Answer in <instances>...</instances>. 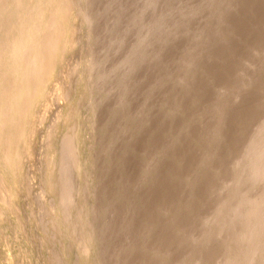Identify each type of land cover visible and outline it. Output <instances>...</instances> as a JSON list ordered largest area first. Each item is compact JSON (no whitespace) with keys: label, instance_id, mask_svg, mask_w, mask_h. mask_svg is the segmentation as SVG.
<instances>
[{"label":"bare ground","instance_id":"obj_1","mask_svg":"<svg viewBox=\"0 0 264 264\" xmlns=\"http://www.w3.org/2000/svg\"><path fill=\"white\" fill-rule=\"evenodd\" d=\"M0 204L44 264H264V0H0Z\"/></svg>","mask_w":264,"mask_h":264},{"label":"rangeland","instance_id":"obj_2","mask_svg":"<svg viewBox=\"0 0 264 264\" xmlns=\"http://www.w3.org/2000/svg\"><path fill=\"white\" fill-rule=\"evenodd\" d=\"M62 102V104H61ZM59 103V102H58ZM68 102L63 100H60V106L59 109L63 106H67ZM72 108V104L69 105ZM47 123H50V119L47 118ZM33 167L39 166L40 164H36L35 160L33 161ZM29 170V175L32 177L34 184L33 191H36L39 188V183L37 182L35 178V167ZM34 169V171H33ZM38 183V184H37ZM40 198L42 201L45 200V195L41 193ZM1 205V204H0ZM26 207L24 205L21 206V210L23 211ZM1 209V207H0ZM53 208L50 205H47V208H39V210L36 211V216L38 218V226L43 227L46 226V220L42 218L45 211L50 212V214L53 213ZM34 227V226H33ZM35 231V230H34ZM33 230H30V227H26L25 232L21 231V234H17L14 231L13 225L11 222H4L1 223L0 220V264H7V257L11 258L10 262L11 264H44L43 258H40V255L37 253L36 246L31 240H28L26 238V235L34 232ZM24 233V234H23ZM25 237V240H24ZM36 249V250H35ZM45 253L48 255L47 250L45 249ZM20 256H23V258H19ZM39 256V258H38ZM61 264H66L64 261H60Z\"/></svg>","mask_w":264,"mask_h":264}]
</instances>
